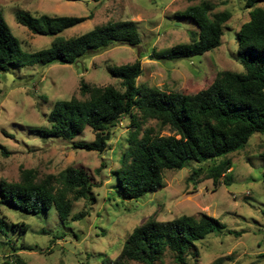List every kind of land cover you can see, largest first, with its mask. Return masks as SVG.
Masks as SVG:
<instances>
[{"label": "rangeland", "instance_id": "374dc122", "mask_svg": "<svg viewBox=\"0 0 264 264\" xmlns=\"http://www.w3.org/2000/svg\"><path fill=\"white\" fill-rule=\"evenodd\" d=\"M205 2L212 4L213 13L230 15L219 48L192 59L149 60L152 51L189 41V32L197 28L192 21L178 18L177 13ZM257 8L264 10V3ZM0 12L20 50L27 54L49 47L53 38L32 35L16 22L20 14L84 18L61 34L65 39L118 21L136 23L140 35L137 47L116 45L72 66L12 65L7 73H0V181L18 182L22 170H33L37 180H43L71 167L82 169L94 183H101L92 190L93 202L71 201L69 223H61L53 208L29 215L0 205L5 229L4 235L0 233V264L11 262V248L26 264H106L116 259L131 231L148 219L167 222L183 215L197 219L202 214L216 219L224 230L194 243L182 262L165 252L156 264H264V135H253L238 152L214 162L219 165L230 161L229 184L222 177L215 186L207 178L210 163L188 162L179 171H164L163 188L156 193L138 201H122L116 195L113 174L126 148L127 119L112 130L102 154L73 149L62 140L41 138L35 132L47 128L46 115L56 101L83 99L79 93L81 81L88 87L119 89L108 67L140 60L142 74L137 85L162 92L199 90L217 72H244L237 60L236 35L249 21L245 0H109L100 4L0 0ZM7 74L12 76L9 85ZM147 127L158 130L154 121L143 129ZM160 135L170 133L163 130ZM92 140L91 131L86 129L74 142ZM199 167L204 168L202 174L189 180L192 170ZM78 216L81 218L72 219Z\"/></svg>", "mask_w": 264, "mask_h": 264}, {"label": "trees", "instance_id": "16d2710c", "mask_svg": "<svg viewBox=\"0 0 264 264\" xmlns=\"http://www.w3.org/2000/svg\"><path fill=\"white\" fill-rule=\"evenodd\" d=\"M66 1L100 4L109 0ZM262 3L264 0H245L249 21L241 25L236 35L237 60L244 72H217L199 90L162 92L137 85L142 74L140 60L108 67L107 72L119 82V89L88 87L81 81L79 93L83 99L56 101L46 115L47 128L35 132L41 138L62 140L73 149L102 154L108 147L112 130L122 119H127L126 148L120 156V167L113 174L116 195L122 201H138L156 193L163 188L164 171H179L188 162L210 163L207 178L215 186L222 177L229 184L230 161L219 165L214 162L238 152L253 135H264V10L257 8ZM177 17L192 21L197 31L189 32L187 43L152 51L149 60L192 59L218 49L224 26L230 19L227 12L213 13L212 4L207 2L188 7L177 13ZM84 20L18 15L16 22L32 35L53 38L49 47L27 54L20 50L18 40L0 12V73H7L12 65L16 68L36 64L72 66L116 45L137 47L140 44L137 25L132 21L106 23L69 39L61 36ZM149 121L155 122L157 131L154 127L143 129ZM86 129L91 131L93 140L74 142ZM163 130L170 135L161 136ZM202 169H193L189 180L201 175ZM99 186L101 183H94L82 169L69 167L57 177L48 176L43 180H37L33 170H22L18 182L0 181V205L29 215L53 208L61 223H69L71 201L93 202L92 190ZM222 230L223 225L205 214L197 219L183 215L167 222L148 219L131 231L116 259L106 264H156L165 252L182 262L194 243ZM0 233H5L1 221ZM11 250V264H26L14 248Z\"/></svg>", "mask_w": 264, "mask_h": 264}, {"label": "water", "instance_id": "95a60500", "mask_svg": "<svg viewBox=\"0 0 264 264\" xmlns=\"http://www.w3.org/2000/svg\"><path fill=\"white\" fill-rule=\"evenodd\" d=\"M12 80V76L10 74H7L6 75V84L9 85V83L11 82Z\"/></svg>", "mask_w": 264, "mask_h": 264}]
</instances>
